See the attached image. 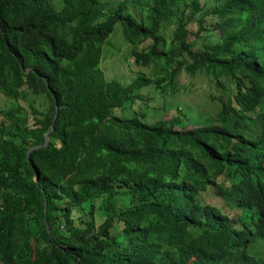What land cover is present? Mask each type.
I'll return each mask as SVG.
<instances>
[{
	"label": "trees",
	"instance_id": "trees-1",
	"mask_svg": "<svg viewBox=\"0 0 264 264\" xmlns=\"http://www.w3.org/2000/svg\"><path fill=\"white\" fill-rule=\"evenodd\" d=\"M211 1L0 0V264H264V0ZM115 24L160 72L104 78ZM180 72L208 121L147 115Z\"/></svg>",
	"mask_w": 264,
	"mask_h": 264
},
{
	"label": "rangeland",
	"instance_id": "rangeland-1",
	"mask_svg": "<svg viewBox=\"0 0 264 264\" xmlns=\"http://www.w3.org/2000/svg\"><path fill=\"white\" fill-rule=\"evenodd\" d=\"M182 1L184 3H187L189 0ZM203 1H205L207 6L210 7L212 2L211 0H200V2ZM194 16L195 18L197 17L196 13L194 14ZM206 21H208L207 23H209V20ZM187 27L193 32L195 30V21L191 22V24L189 23ZM171 31L172 26L168 25L163 32V37L165 39H168ZM205 34L206 37L200 38L202 39V41L212 42L217 39V33L215 31H209ZM146 44L147 41L142 42L137 46V48L144 47L146 46ZM128 52L129 46L126 44L122 37L119 25L115 24L110 35L103 42L102 46V57L100 59L99 66L103 72V76L105 79H114L121 83H127L134 75L138 74L136 73V71H140V73L146 74L155 70L156 72H160L158 66L155 70L153 69L152 71H148V69L146 68H143L141 70V67L136 66L132 62L131 57L128 56ZM209 84V81L207 82V80H205V78L201 76L200 73L189 76L185 72H180L177 79V86L174 90H172V92L160 95L154 90L152 85H145L138 89L137 94L145 98V100H143L142 102L145 104L147 103V115H150L153 119L161 117L167 118L177 111L179 112L180 117L186 121L185 124L191 125L193 122H196L195 119L200 121H208L212 118V115L210 113L218 108V102L211 101L207 97V95L210 93L216 94V88L210 87ZM223 84H228V81L223 79ZM31 100L38 101L41 106H47V100L44 96H34L30 93H26L24 95V101L19 100L18 103L23 105L24 108L28 109L27 102ZM136 105H138V101H134L123 111L115 109L114 112L119 116H126L136 108ZM152 107H157V109L154 110ZM114 201L116 206H121V201L119 199H116ZM205 201L217 202V200H213V197H211L210 195H206ZM97 204H100V200L96 201V205ZM95 216L97 221H101L103 218L98 213H95Z\"/></svg>",
	"mask_w": 264,
	"mask_h": 264
},
{
	"label": "water",
	"instance_id": "water-1",
	"mask_svg": "<svg viewBox=\"0 0 264 264\" xmlns=\"http://www.w3.org/2000/svg\"><path fill=\"white\" fill-rule=\"evenodd\" d=\"M52 121H53V120H52ZM51 129H52V126L50 125L49 128L46 130V132H45L44 135H43V138H44V139H43V143H42V144H40V145H35V146L29 148L27 152H29V151L32 150V149L38 148V147H40V146H44V145H46V143H47V139H48V133H49V131H50ZM36 178H37V176L34 177V180H35V181H36Z\"/></svg>",
	"mask_w": 264,
	"mask_h": 264
}]
</instances>
